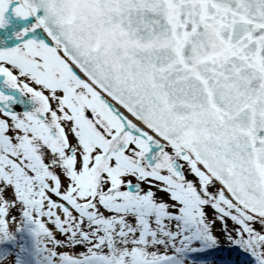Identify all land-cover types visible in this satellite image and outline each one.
Listing matches in <instances>:
<instances>
[{
	"label": "snow or ice",
	"instance_id": "snow-or-ice-1",
	"mask_svg": "<svg viewBox=\"0 0 264 264\" xmlns=\"http://www.w3.org/2000/svg\"><path fill=\"white\" fill-rule=\"evenodd\" d=\"M17 233L33 264H264V0H0Z\"/></svg>",
	"mask_w": 264,
	"mask_h": 264
},
{
	"label": "bare ground",
	"instance_id": "bare-ground-1",
	"mask_svg": "<svg viewBox=\"0 0 264 264\" xmlns=\"http://www.w3.org/2000/svg\"><path fill=\"white\" fill-rule=\"evenodd\" d=\"M4 264H10V260H9V258H5L4 260ZM238 261V260H237Z\"/></svg>",
	"mask_w": 264,
	"mask_h": 264
}]
</instances>
